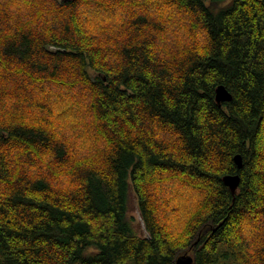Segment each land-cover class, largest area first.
<instances>
[{"label":"trees","instance_id":"16d2710c","mask_svg":"<svg viewBox=\"0 0 264 264\" xmlns=\"http://www.w3.org/2000/svg\"><path fill=\"white\" fill-rule=\"evenodd\" d=\"M187 252L264 264V0H0V264Z\"/></svg>","mask_w":264,"mask_h":264},{"label":"water","instance_id":"95a60500","mask_svg":"<svg viewBox=\"0 0 264 264\" xmlns=\"http://www.w3.org/2000/svg\"><path fill=\"white\" fill-rule=\"evenodd\" d=\"M216 97L218 101H230L232 99V94L229 89L220 84L216 89ZM235 161L238 166H242V156L241 154L235 155ZM224 182L230 187L233 193H236L240 183V176L239 174H227L223 177ZM194 256L192 254L186 253L179 256L174 264H195L194 263Z\"/></svg>","mask_w":264,"mask_h":264},{"label":"rangeland","instance_id":"374dc122","mask_svg":"<svg viewBox=\"0 0 264 264\" xmlns=\"http://www.w3.org/2000/svg\"><path fill=\"white\" fill-rule=\"evenodd\" d=\"M129 215L133 217L134 225L138 233L143 236H148V232L146 231L144 221L140 214L138 200L133 190L131 191L130 194Z\"/></svg>","mask_w":264,"mask_h":264},{"label":"bare ground","instance_id":"6f19581e","mask_svg":"<svg viewBox=\"0 0 264 264\" xmlns=\"http://www.w3.org/2000/svg\"><path fill=\"white\" fill-rule=\"evenodd\" d=\"M241 178V177H240Z\"/></svg>","mask_w":264,"mask_h":264}]
</instances>
